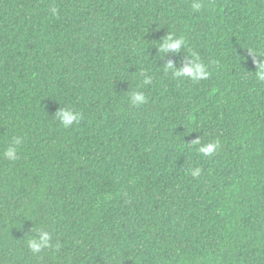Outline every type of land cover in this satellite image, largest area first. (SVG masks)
Wrapping results in <instances>:
<instances>
[{
  "label": "trees",
  "instance_id": "16d2710c",
  "mask_svg": "<svg viewBox=\"0 0 264 264\" xmlns=\"http://www.w3.org/2000/svg\"><path fill=\"white\" fill-rule=\"evenodd\" d=\"M262 54L264 0H0V264H264Z\"/></svg>",
  "mask_w": 264,
  "mask_h": 264
},
{
  "label": "clouds",
  "instance_id": "9594fccd",
  "mask_svg": "<svg viewBox=\"0 0 264 264\" xmlns=\"http://www.w3.org/2000/svg\"><path fill=\"white\" fill-rule=\"evenodd\" d=\"M201 3H195L192 5L194 10H200L202 8ZM52 15H56V8L51 9ZM185 45V41L180 38L173 41V37L169 35L166 37L161 43H160V51L166 53L168 51H174L178 52L181 48V46ZM264 55V54H262ZM191 66H184L182 69L177 71L174 68V65L169 62L165 66V71H171L173 76L175 78H183L187 77L188 79L192 81H200L202 79H207L209 76V72L207 70V66L203 63L199 62L198 57H194L190 62ZM256 78L259 81H264V63H261L258 65L257 71L255 72ZM152 83V77L148 76L144 78L143 84L149 85ZM148 98L144 95L143 92H132L130 94V103L134 107H140L141 105H144L147 103ZM56 117L60 121V123L64 126V128H69L73 126L74 124H79L80 120L82 119V114L79 112H74L72 110H60ZM21 143L20 139L17 137L13 140V145H19ZM194 144L199 146V152L203 156L211 157L216 150L220 147V141L217 140L214 143H208L201 145V140L197 139ZM3 156L8 159L9 161L15 162L17 157V148L15 146L8 147L5 152L3 153ZM200 169L196 168L194 170H190V174L193 177H198L200 175ZM51 241V235L49 232H41L39 240L36 239H30L28 241V246L32 250V252L40 253L43 249L51 247L50 244Z\"/></svg>",
  "mask_w": 264,
  "mask_h": 264
}]
</instances>
